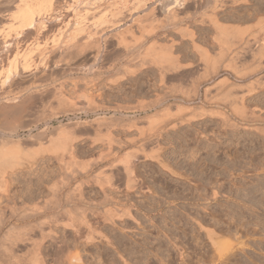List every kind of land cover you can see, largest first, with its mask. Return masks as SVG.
<instances>
[{"label": "rangeland", "instance_id": "374dc122", "mask_svg": "<svg viewBox=\"0 0 264 264\" xmlns=\"http://www.w3.org/2000/svg\"><path fill=\"white\" fill-rule=\"evenodd\" d=\"M37 2L0 0V64L9 45L25 51L30 63L24 72L16 64L7 82L0 76V144L5 139L23 156L5 171L3 217L14 221L21 207L47 211L58 202L75 220L83 213L109 243L96 235L85 244V234L76 238L58 226L54 235L65 240L58 255H78L77 264H264V53H255L264 32L254 26L264 17V0H51L44 29L18 28L17 7ZM215 26L242 34L225 43ZM151 47L170 57L160 69L147 54ZM233 101L241 102L243 117L232 111ZM151 117L158 120L152 127ZM156 148L168 169L144 157ZM127 155L136 186L129 197L120 167ZM107 177L120 199L114 207L130 209L136 222L100 220ZM46 211L31 224L49 218ZM194 218L218 236L220 256ZM33 231L29 237L39 239ZM3 243L0 263L14 264L4 251L9 242ZM24 243L11 255H24L20 263L27 264L31 247ZM51 243L56 249L51 239L41 242L42 257ZM52 259L47 264L60 258Z\"/></svg>", "mask_w": 264, "mask_h": 264}, {"label": "bare ground", "instance_id": "6f19581e", "mask_svg": "<svg viewBox=\"0 0 264 264\" xmlns=\"http://www.w3.org/2000/svg\"><path fill=\"white\" fill-rule=\"evenodd\" d=\"M11 1V0H10ZM15 1V0H14ZM117 8V7H116ZM17 9H18V11H17V13L15 14V16L13 17V20H14V22L16 21V24H17V26H18V28H20V29H24V30H30V29H32L33 30V28L35 27V26H38V27H40V29L42 30V29H44V26H43V23L41 22V20L42 19H44L43 17L45 16V15H48L49 13H51V11H52V3H51V0H38V2L36 3V4H34V6L33 7H30V6H27V5H25V4H20L18 7H17ZM169 9V8H168ZM259 12L260 11H263L261 8L260 9H257ZM258 13V12H257ZM261 13V12H260ZM264 13V12H263ZM256 17H258V16H256ZM253 18V17H252ZM264 17H262V19H261V21L260 22H258L257 20H256V22H255V24H257V25H254L255 27H257L258 26V28L260 29V33L262 32H264V19H263ZM214 19V18H213ZM61 20V19H60ZM259 20H260V18H259ZM80 21V20H79ZM212 22H213V24H215L214 22H215V20L213 21L212 20ZM80 24V23H79ZM77 25V24H76ZM216 26H217V24H215ZM215 26V29L217 28V30L218 29H220L219 27H216ZM255 27H253V28H255ZM76 28H77V26H76ZM81 27H79V31H80V33H82V32H84V31H82L83 30V28H81ZM185 30V29H184ZM258 30V29H257ZM40 31V30H39ZM75 31V30H74ZM78 31V30H77ZM82 31V32H81ZM127 31V30H126ZM186 31V30H185ZM27 32V31H26ZM218 32V31H217ZM40 33V32H39ZM187 33V32H186ZM74 34V33H73ZM77 34V33H76ZM75 34V36H77ZM241 34H242V31L241 30H236L234 33H228V32H225V30L224 29H222L221 28V30L219 31V35H220V37L222 38V39H224V41H225V43H228L229 41V38L231 37V36H241ZM26 35V34H25ZM79 35V34H78ZM30 36V35H29ZM71 36H73L72 34H71ZM90 36V35H89ZM88 36V37H89ZM119 36V38H118V41H119V43L120 44H123V43H125V37H124V34H120V35H118ZM252 36V35H251ZM193 37V36H192ZM191 37V38H192ZM253 37V36H252ZM256 37V36H255ZM261 37H263V36H261ZM25 38V37H24ZM237 38V37H236ZM73 39V38H72ZM89 39V38H88ZM253 39V38H252ZM255 39V38H254ZM253 39V40H254ZM261 39V38H260ZM76 40V39H75ZM74 40V41H75ZM257 40V39H256ZM73 41V40H72ZM224 43V44H225ZM256 43V42H255ZM261 43V42H260ZM17 44V43H16ZM72 44H73V42H72ZM75 44V43H74ZM78 44V43H77ZM76 45V44H75ZM126 45V44H125ZM229 45V44H228ZM260 45V44H259ZM262 45V44H261ZM230 46V45H229ZM9 47L11 48V46L9 45ZM9 47H8V52H7V54H5V56H4V59L2 58L1 59V64H0V76L1 75H4V78L6 79V81L5 82H7L8 81V79L10 78V80H11V74L13 73V72H15L16 71V69L18 68V67H20L21 69L20 70H22L23 72L27 69V68H29V64L30 63H28V59H27V56H28V54H26V53H24L23 51H19V49L20 48H18V50L17 49H9ZM69 47V46H68ZM73 47V46H72ZM227 47V46H226ZM249 47V46H248ZM7 48V47H6ZM152 48V50L149 48V52H147V54L148 55H150V57L152 58V61H153V63H155V64H157V65H159V69L162 67L161 65H163V62H165V63H167L168 62V59H170V57L168 58V54L166 55V54H164V52L163 51H158V50H155L154 49V47H151ZM162 49V48H161ZM130 50V49H129ZM251 50V49H250ZM133 51V50H132ZM258 51V52H257ZM24 53L23 55L21 54V53ZM203 52V51H202ZM253 52V51H252ZM128 53V52H127ZM126 53V54H127ZM167 53V52H166ZM255 53H258L259 54V56H260V54H262V53H264V44H263V46H261L260 47V49L259 50H256L255 51ZM20 54V55H19ZM153 54V55H152ZM221 54V53H220ZM253 54V53H252ZM142 55V54H141ZM201 55H203V53L201 54ZM205 55H207V54H205L204 53V55H203V57H206V59H207V56H205ZM221 55H224V54H221ZM140 56V55H139ZM138 56V57H139ZM143 56V55H142ZM167 56V57H166ZM259 56H257V57H259ZM125 57V56H124ZM123 57V58H124ZM133 57V56H132ZM136 57V56H135ZM144 58H145V55L143 56ZM144 58H142V59H144ZM6 62V63H4V61ZM128 60V59H127ZM138 60V59H137ZM205 60V59H204ZM19 61H20V63H19ZM44 61V60H43ZM42 61V62H43ZM147 61V60H146ZM210 61V60H209ZM211 62H212V60H211ZM40 63V62H39ZM136 63V62H135ZM162 63V64H161ZM215 63V62H214ZM6 64V65H5ZM18 65V67H17V65ZM20 64V65H19ZM173 64V63H172ZM212 64H213V62H212ZM210 65V64H209ZM146 66V65H145ZM161 66V67H160ZM168 66H169V63H168ZM157 67V66H156ZM164 67V66H163ZM168 68V67H167ZM19 69V68H18ZM159 69H157V70H159ZM213 69H214V64H213ZM259 69V68H258ZM255 70H257V69H255ZM21 71V72H22ZM164 70H162V73L164 74V72H163ZM20 72V71H19ZM160 72V71H159ZM161 73V72H160ZM159 73V74H160ZM15 77V76H14ZM161 77V76H160ZM1 81H3L4 82V80H1ZM4 82V83H5ZM1 83V82H0ZM1 85H2V83H1ZM7 85V84H6ZM11 85V84H10ZM14 85V84H13ZM4 86H5V84H4ZM241 99V98H240ZM230 103V102H229ZM238 103H241V102H238ZM236 101H233V103H231L232 104V111H234L236 114H239L240 115V117H243L244 115H245V111H244V107L242 108L241 106H240V104H238ZM243 104V103H242ZM231 108V107H230ZM248 110V109H247ZM169 111V110H168ZM167 111V112H168ZM231 111V112H232ZM165 113H166V111H165ZM194 113V112H193ZM233 113V112H232ZM167 114V113H166ZM220 114L221 113H219L218 115L220 116ZM256 114V113H255ZM162 115V114H161ZM160 115V116H161ZM171 115V114H170ZM177 115V114H176ZM197 115V114H196ZM222 115V114H221ZM250 115H251V112H250ZM252 115H254V114H252ZM257 115V114H256ZM255 115V116H256ZM157 116H159V115H157ZM165 117H166V115H164ZM173 116V115H172ZM194 116V115H193ZM223 117H224V115H222ZM234 116V115H233ZM248 116V115H247ZM189 117H192V116H189ZM188 117V118H189ZM250 117V116H249ZM252 118H254V117H252ZM149 120H148V123L147 124H149V126L150 127H152L156 122H158V120L156 119V118H153V117H151V118H148ZM192 119H194V117L192 118ZM221 119H222V117H221ZM190 120V119H189ZM224 120V119H223ZM228 120V119H227ZM253 120H256V119H253ZM147 121V120H146ZM184 122V121H183ZM231 122V121H230ZM164 123V122H163ZM166 123V122H165ZM232 123V122H231ZM252 123V122H251ZM223 124V123H222ZM225 124V123H224ZM178 125V124H177ZM170 128L172 127L173 129H174V127L173 126H169ZM223 127V126H222ZM232 127V126H231ZM148 128V127H147ZM158 128V127H157ZM156 128V129H157ZM232 129V128H231ZM234 129V128H233ZM259 130V129H258ZM144 131V130H143ZM149 131V130H148ZM146 132V131H145ZM150 133V132H149ZM258 133V132H257ZM154 134V133H153ZM141 136H144V135H141ZM156 138V137H155ZM157 139V138H156ZM8 140V139H7ZM11 141V140H10ZM9 141V142H10ZM67 141V140H66ZM107 141H108V139H107ZM150 141V140H149ZM9 142H8V144H9ZM15 142V141H14ZM156 142V141H155ZM5 139H4V143H2V145L0 146V193H5L6 192V186H7V184H8V181H7V179L4 177V175L6 174L5 173V171H7L6 169H8V168H11V166H13V167H15L13 164L16 162V161H18L17 160V158H18V154H19V152H18V150H17V152H16V148L15 147H13V148H15V150L12 148V146H14V145H5ZM10 143H13V142H10ZM54 143V142H53ZM64 143H66L65 141H64ZM147 143V142H146ZM16 145V144H15ZM52 145V144H51ZM56 145L57 144H54V146L56 147ZM109 145V144H108ZM11 147V148H10ZM19 147V146H18ZM53 147V146H52ZM62 147V146H61ZM64 148V147H63ZM157 148H160V147H157ZM157 148H156V150L154 151L153 149V152H151L149 155H146L145 153V155H144V157L146 158V157H148L149 159H152V160H154L158 165H160V167H162L163 169H168V166H167V164H165L163 161H161L160 159H159V156L158 155H156L157 154V152L159 151L160 152V149H158L157 150ZM50 149V148H49ZM53 149V148H52ZM56 149H58V148H56ZM55 149V150H56ZM66 151V150H65ZM70 151V150H69ZM143 151V150H142ZM24 152V151H23ZM21 153V152H20ZM71 153V152H70ZM143 153V152H142ZM141 153V154H142ZM159 154V153H158ZM20 155L21 154H19V159L20 158H23V156H21L20 157ZM24 155V154H23ZM29 154L27 153V156H28ZM143 155V154H142ZM138 156V155H137ZM24 157H25V155H24ZM26 158V157H25ZM131 158H132V156L130 157V155H127L126 157H124V159L121 161V163H122V165H120V167L122 168V173H123V175H124V178H125V185H124V194L126 193L127 194V196L130 194V192L132 191V190H134V188L136 187L135 186V180H134V176H133V174L135 173V171H134V169H135V167H134V165H133V162L131 161ZM147 159V158H146ZM21 160V159H20ZM25 160V159H24ZM22 162H23V160H21ZM26 161V160H25ZM20 163V162H19ZM18 164V163H17ZM120 164V163H119ZM19 165V164H18ZM21 165V164H20ZM23 166V165H22ZM20 167V166H19ZM137 167V166H136ZM102 170H103V168H102ZM170 171V170H169ZM100 172V171H99ZM74 173V172H73ZM63 174H64V172H63ZM66 174V173H65ZM100 175H98V176H103V173H102V171L99 173ZM108 174V173H107ZM7 176V175H6ZM61 176V175H60ZM98 176H97V178H98ZM76 177V176H75ZM105 178V177H104ZM109 177H107L106 178V187H104V185H101L100 186V192H99V194L101 193L103 196V198H104V203L105 204H107V206H105V208H103V211H102V213H101V216H100V220L102 221V219H103V223L105 224V222L107 223V222H109L111 225H116L117 223L115 222V220L114 219H120V218H127V219H130V220H132V221H134V222H136L135 220V218H133V216H132V214H131V212H130V209H128V208H121L120 210H118L117 209V207L115 208L114 206L115 205H120L121 206V204H119L120 202L118 201V200H120V199H118L117 198V200H116V198H114L111 194H113V193H116V191H115V187L112 185V183L110 182V180L108 179ZM136 178V177H135ZM102 179H103V177H102ZM94 181V180H93ZM61 182V181H60ZM104 182V181H103ZM113 182V181H112ZM96 186V185H95ZM135 186V187H134ZM52 187V186H51ZM53 187H55V186H53ZM59 187V186H58ZM115 188V189H114ZM55 189H57V188H53V191L55 190ZM59 189V188H58ZM79 189H80V187H79ZM112 189H114V191L112 190ZM61 190H62V188H61ZM60 190V191H61ZM213 190V189H212ZM217 190V189H216ZM215 190V191H216ZM55 191H57V192H59V190H55ZM54 191V192H55ZM56 193V192H55ZM63 193V192H62ZM211 195H212V200H216V198L219 196V195H217V193H215V192H213V191H211ZM59 194V193H58ZM80 194V193H79ZM78 194V195H79ZM100 194V195H101ZM122 194V193H121ZM52 195V194H51ZM123 195V194H122ZM59 196V195H58ZM58 196H57V198H58ZM64 196V195H63ZM126 196V197H127ZM217 196V197H216ZM61 197H62V194H61ZM64 197H66V195L64 196ZM129 197V196H128ZM127 197V198H128ZM201 197V196H200ZM84 198V197H83ZM151 198V197H150ZM59 199V198H58ZM203 199V198H202ZM206 200H207V198H205ZM81 200V199H80ZM79 200V201H80ZM131 200V199H130ZM198 200H199V198H198ZM209 200V199H208ZM83 201V200H82ZM65 202V201H64ZM127 202H130V201H128L127 200ZM89 203V202H88ZM94 203V202H93ZM62 204H64V203H62ZM2 204L0 203V232L3 230V228H5V227H7V229H6V231H5V233L3 234V236L1 235V239H0V242H2L3 243V241H8L9 242V247H7V248H5V252H6V254L7 253H9V255H8V260H9V262H11V263H14V264H22V262L20 263V260L19 259H17L16 257H13L12 255H11V250H12V248L13 247H15L16 245H17V242H20V244L22 245V243H24V242H28L29 243V247L28 248H30V249H28V250H26L27 249V247H26V251H29V250H31V252H30V254H28V255H30V256H28V259H26L27 260V264H47L48 262H47V258H53L52 259V261H54L55 259H62V257L64 258V263H66V264H77V263H79L80 262V259H79V257H78V255H75V256H71L70 254L68 255V253H70V252H68L67 253V255H65V254H62V253H64V252H62V250H60V253L62 254L60 257H59V253H58V249H64V245H65V243H64V241H57V238L55 237V235H54V231L55 230H57L56 228L58 227V226H62L63 227V229L65 230V229H69V230H71L73 233H74V235H76L75 237L77 238V237H79V238H81L84 234V237H82L83 239H85V244H89L90 243V245H91V243H93V241H94V239H95V237H96V235H99V234H97L96 233V227H94V222L92 223V222H89L88 220H87V218L84 216V214L83 213H80V214H82L81 216H80V218L78 219V220H75V215H73L74 213H73V211H69L67 208H65V210L63 209H61V202H58V204H55V205H53L52 207H50V208H48L49 210H45V209H47L46 207H44L43 209L42 208H37L35 205L32 207V208H30V209H26L25 207H23V208H25V210L23 209L22 210V207H21V209H19L18 211H20L21 210V212L22 213H20V214H18L17 216L18 217H16L15 219H14V221H13V219L11 218V217H8V218H6L5 219V217H3V209L6 207V206H4V205H2ZM123 205V204H122ZM124 205H125V203H124ZM24 206H26V205H24ZM51 206V205H50ZM75 206V205H74ZM125 206H127V205H125ZM131 206V205H130ZM130 206H129V208H130ZM132 206H134V205H132ZM157 206V205H156ZM47 207H49V206H47ZM64 207H65V205H64ZM69 208H70V206H68ZM28 208V207H27ZM156 208V207H155ZM16 209V208H15ZM67 209V210H66ZM29 211V216H28V214H27V216H26V214H24V212H26V211ZM64 212L63 214H66L67 215V219L66 220H61L60 218H59V215L60 214H62L61 212L62 211ZM70 210H72V209H70ZM84 211H85V209H83ZM87 210V209H86ZM157 210V209H156ZM13 211V210H12ZM11 211V212H12ZM17 211V210H16ZM27 211V212H28ZM45 211L46 212H48L49 211V213H52L51 215H50V217L49 218H46V219H44L43 221H40V222H37V225H36V222H35V225H33V224H31V222H33L35 219H36V217H38L39 215H41V214H43V213H45ZM153 211V210H152ZM155 211V210H154ZM14 212V211H13ZM149 212V211H148ZM73 213V214H72ZM91 213H92V211H91ZM24 214V215H23ZM61 215L60 217H63L64 215ZM46 215H47V213H46ZM99 215V214H98ZM97 215V216H98ZM208 215V214H207ZM75 216V217H74ZM92 216V215H91ZM95 216V215H94ZM200 216V215H199ZM66 216H64L63 218H65ZM4 218V219H3ZM44 218V217H43ZM62 218V219H63ZM69 218V219H68ZM102 218V219H101ZM198 218V217H197ZM77 219V218H76ZM99 219V218H98ZM195 219V218H194ZM193 219V220H194ZM200 219H202V218H199L198 220H196L195 219V221L194 222H196V228L197 229H199L200 231H202L203 232V234H204V236L208 239V241L207 242H210V243H206L205 242V244H210V245H212V246H216L217 248H219V250L216 248L215 249V247H212V248H214L213 249V251H215V252H217V250H218V255H216V256H220V254H222V253H220V251L221 252H225V250L224 251H222V249H224V248H222L221 249V247H219V245H218V243H219V241H218V236L215 234V232L213 231V229H210L211 228V226H210V228L208 227L207 228V226L205 227V226H203L202 225V223H200L201 221H199ZM39 220V219H38ZM121 220V219H120ZM192 220V221H193ZM124 221V220H123ZM29 224V225H31L32 227H29V225L27 226L26 224ZM97 223V222H96ZM123 222H121L120 224H122ZM20 224H23L24 226H20ZM119 224V223H118ZM137 225H138V223H136ZM204 224V223H203ZM99 225H100V223H99ZM215 225V224H214ZM106 226V225H105ZM29 227V228H28ZM112 227V226H111ZM34 229H37L38 231L37 232H39V239H40V241H39V239L37 240V239H35L34 240V238L33 239H31V236L29 237V233H32V231L34 230ZM61 229V228H60ZM122 229V228H121ZM196 229V230H197ZM199 230H197V232L199 231ZM192 231V230H191ZM194 231H195V229H194ZM200 231H199V233H200ZM34 232V231H33ZM67 233V232H66ZM103 233V232H102ZM166 233V232H165ZM33 234V233H32ZM197 234V233H196ZM227 234V233H226ZM195 235V234H194ZM223 235V234H222ZM65 236V235H64ZM166 236H167V234H166ZM197 235H195L194 236V238L196 237ZM198 236H200V235H198ZM197 236V237H198ZM203 236V235H202ZM216 236H217V238H216ZM75 237H74V240H72V244L74 245L75 243H76V241L78 240V239H75ZM98 237V239L100 238V240L101 239H103V240H101V241H106L107 240V244L109 243L108 242V240L109 239H106V237L105 236H103V235H99V236H97ZM196 237V238H197ZM51 239V240H53L54 241V243H55V245H56V249H55V247H54V245H52V243H51V246L50 247H52V249L50 250V249H48V250H50L49 252H48V254L45 256V257H42L44 254H42L43 252V250L41 251V250H39V249H41L42 247H39L40 246V244H41V242L42 241H44V239ZM205 238V239H206ZM72 239V238H71ZM204 239V238H203ZM3 240V241H2ZM32 240H34V241H32ZM80 240V239H79ZM198 240H200L201 241V239H198ZM40 242V243H36V242ZM50 241V240H49ZM95 241H96V239H95ZM170 241V240H169ZM199 241V242H200ZM205 241V240H204ZM225 241V240H224ZM66 242H67V240H66ZM202 242V241H201ZM218 242V243H217ZM226 242V241H225ZM225 242H223L224 244H225ZM27 243V244H28ZM48 243V242H47ZM69 245H67V251H68V246H69V248H70V246H71V242H67ZM66 243V244H67ZM111 243V242H110ZM202 243H204V242H202ZM4 244V243H3ZM25 244V243H24ZM77 244V243H76ZM76 244L73 246L72 245V247H76ZM84 244V243H83ZM45 245V244H44ZM50 245V244H49ZM106 245V244H105ZM172 245V244H171ZM204 245V244H203ZM3 246V245H2ZM1 245H0V247H2ZM18 246V245H17ZM20 246V245H19ZM64 246V247H63ZM85 246V245H84ZM95 246V245H94ZM93 246V247H94ZM107 246V245H106ZM111 246V245H110ZM113 246V245H112ZM206 246V245H205ZM220 246H223V245H220ZM225 246V245H224ZM5 247V246H4ZM3 247V248H4ZM63 247V248H62ZM71 247V248H72ZM227 247V246H226ZM11 248V249H10ZM49 248V247H48ZM58 248V249H57ZM77 248V247H76ZM81 248V247H80ZM66 249V248H65ZM89 249V248H88ZM98 249V248H97ZM2 250V249H1ZM17 250V249H16ZM72 250V249H71ZM42 252V253H40L39 254V252ZM168 251H169V249H168ZM28 252V253H29ZM65 252H66V250H65ZM45 253V252H44ZM42 254V255H41ZM59 254V255H58ZM182 254H180V256H181ZM25 256H26V254H25ZM158 256V255H157ZM179 256V257H180ZM184 255H182V257H183ZM20 257V256H19ZM23 257H24V255H21V258H22V260H23ZM55 258V259H54ZM155 258V257H154ZM181 258V257H180ZM59 259V260H60ZM184 259V258H183ZM1 260V259H0ZM21 260V261H22ZM58 260V261H59ZM147 260V259H146ZM182 260V259H181ZM49 261V260H48ZM57 261V262H58ZM61 261V260H60ZM59 261V262H60ZM124 261V260H123ZM3 262H5V260L3 261ZM2 262V263H3ZM6 262H7V260H6ZM5 262V263H6ZM55 262H56V260H55ZM55 262L53 263V264H55ZM56 262V263H57ZM62 262V261H61ZM83 262V261H82ZM2 263H0V264H2ZM52 263H50V264H52ZM169 263V262H168ZM8 264V263H7ZM25 264V263H24ZM58 264V263H57ZM148 264V263H147Z\"/></svg>", "mask_w": 264, "mask_h": 264}]
</instances>
